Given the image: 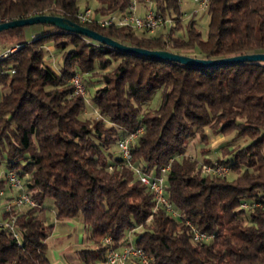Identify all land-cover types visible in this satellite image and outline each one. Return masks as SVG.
I'll return each mask as SVG.
<instances>
[{
  "label": "trees",
  "instance_id": "obj_1",
  "mask_svg": "<svg viewBox=\"0 0 264 264\" xmlns=\"http://www.w3.org/2000/svg\"><path fill=\"white\" fill-rule=\"evenodd\" d=\"M79 1L0 0V20L61 16L127 46L203 59L264 53V0H210L205 38L194 16L178 34L180 0H152L157 13L173 22L158 34L81 23ZM95 1L98 19L121 14L134 0ZM45 25L47 31L29 39L27 26L0 32L4 49L22 44L0 61V163L18 174L39 205L3 214L5 221L16 217L19 239L0 226V264H53L47 198L57 220L83 216L91 243L76 251L77 264L104 262L107 236L117 249L133 242L152 264H264V62L186 66ZM50 52L61 57L58 68ZM76 74L89 101L74 93ZM159 90L161 101L153 108ZM140 127L144 133L131 144L134 165L152 175L170 165L165 193L178 215L157 206L125 165L118 143ZM207 128L251 143L222 146L224 157L204 151L201 160L191 158L189 142L198 136L209 142ZM215 163L234 177L202 175L203 164ZM192 226L210 239L196 242Z\"/></svg>",
  "mask_w": 264,
  "mask_h": 264
},
{
  "label": "built area",
  "instance_id": "obj_2",
  "mask_svg": "<svg viewBox=\"0 0 264 264\" xmlns=\"http://www.w3.org/2000/svg\"><path fill=\"white\" fill-rule=\"evenodd\" d=\"M199 4L203 9H207L210 0H193ZM181 3V0H180ZM146 9L144 13L139 12V4L134 0L129 8L118 15L107 16L102 19H96L95 12L91 7H86L84 10H80L78 13V19L81 23L92 22L97 20L101 26H130L139 32H154L162 26H165L169 21L164 20L160 14L157 13L156 5L152 0H145ZM3 22L0 20V23ZM173 24V22H172ZM22 47V44H16L6 49L0 48V61L8 58L13 52ZM14 72V70H9ZM71 83L74 85V93L84 95L85 86L82 82L80 74H76L71 78ZM95 113L98 114L97 111ZM144 132V127L138 128L136 131L128 132V134L122 138L119 143V150L125 165L134 170L137 179L143 185L147 186L156 200L157 206H164L173 215H178L173 209L172 204L166 197V173L170 168V165L162 168L160 175H152L144 171L142 168L134 165L133 155L131 151V144ZM207 170V174H213L218 176H226L230 173V168L222 164H213L204 166ZM6 181L10 188L18 190L17 196L10 200L6 206V212H12L14 208H21L25 206L38 207L37 202L24 190L22 181L17 173L8 172L5 176ZM6 196V190L0 189V199ZM246 204L243 206L245 207ZM16 217L13 216L9 221H0V226H7L19 239V234L15 227ZM194 231V240L196 242H202L210 239V236L204 232L199 231L192 226ZM103 243L107 249L106 259L101 264H125L131 259H136L139 264H152L150 257L140 247L136 246L133 242L129 246L117 249L113 245V240L110 236L104 238Z\"/></svg>",
  "mask_w": 264,
  "mask_h": 264
},
{
  "label": "rangeland",
  "instance_id": "obj_3",
  "mask_svg": "<svg viewBox=\"0 0 264 264\" xmlns=\"http://www.w3.org/2000/svg\"><path fill=\"white\" fill-rule=\"evenodd\" d=\"M136 1L138 2L139 5L141 6L143 5V7H147L145 6V0L143 1L136 0ZM87 2L89 3V6L94 11L99 7V4L95 0H80L79 3H80L81 10H84L86 8ZM181 8H182V11L184 12V16L182 18L183 26L179 30L178 34L184 35V33H186V26L189 23V21L192 19V17L194 16L202 32V35L205 38L208 32V25L210 21V17L207 13V10L203 9L199 4L195 3L193 0H181ZM97 18L102 19L101 16L99 17L97 16ZM172 26H173L172 22L169 21L166 25V29H162V30L157 29L153 33L158 34L161 31H163L164 33H167ZM49 28L50 27L45 24H35V25L27 26L25 28L26 38L27 39L31 38L33 34L41 35L45 31H47ZM1 42L2 40L0 39V43ZM15 43L14 45H16ZM50 55L52 56L53 64L58 68L61 57L59 55H56V52L54 53L50 52ZM95 89L96 88L94 87L90 89L91 94L95 92ZM3 93H5V91H2L0 89V98L3 95ZM161 94L162 92L161 90H159L154 95L151 101V107L153 108L158 107L161 101ZM82 96L86 97L88 101L90 100L89 99L90 95L88 94L86 87H85V94ZM91 112L89 111L87 113V116L92 114ZM95 115L97 116V113ZM206 133L210 134L211 140H209V142L206 143L201 139V136H198L195 139L191 140L187 147L188 156L194 159L197 158L201 160L204 155L203 152L207 151L205 153L209 157H212V158L224 157L222 152L219 151L222 148V146L233 148L238 145H247L251 143V140L249 138H246V137L237 138L235 133L224 135L221 133H217L214 129H210V128L206 129ZM210 150H211V153H210ZM207 165L209 164L202 165V175L204 176L208 175L207 174L208 172L204 167ZM6 172H8L7 166L5 165V163H0V178ZM228 175H230L231 178L234 177V174L229 173ZM44 206L46 208V217L48 219V223L54 224L53 232L51 236L48 238V244H49L48 255L53 264H67L66 260L62 257L65 254L66 250L72 248L74 251H78L81 249L88 248L90 246L91 242L88 238L89 231L87 230L84 224L83 216L81 214L77 215L76 217L72 219L57 220L55 213H54V209H53V201L50 198H47L44 201ZM246 207L247 205H245L244 208ZM2 212H3V209L0 207V213ZM136 238L137 236L135 235L134 239ZM118 249H122V248H118ZM128 263L129 264H139L136 259H131L128 261Z\"/></svg>",
  "mask_w": 264,
  "mask_h": 264
},
{
  "label": "water",
  "instance_id": "obj_4",
  "mask_svg": "<svg viewBox=\"0 0 264 264\" xmlns=\"http://www.w3.org/2000/svg\"><path fill=\"white\" fill-rule=\"evenodd\" d=\"M35 24H48L65 32L76 33L91 38L120 51L134 53L153 59L178 62L186 66H217L225 64L264 62V53H252L219 59H203L177 54L168 50H148L134 46H127L68 18L54 15H37L24 19L5 21L0 23V32L16 27L31 26Z\"/></svg>",
  "mask_w": 264,
  "mask_h": 264
},
{
  "label": "crops",
  "instance_id": "obj_5",
  "mask_svg": "<svg viewBox=\"0 0 264 264\" xmlns=\"http://www.w3.org/2000/svg\"><path fill=\"white\" fill-rule=\"evenodd\" d=\"M145 9H146V7H143V5L142 6L139 5V12L140 13H144ZM159 29H161V30L166 29V26H164V28L160 27ZM0 47L2 49H4L2 45H0ZM6 174H7V172L0 178V181L3 178H5ZM4 182H5L6 196L4 197V199H2L0 201V207L3 209V212L0 213V221H5V219L3 217V214L5 213V207H4L5 202L7 200H10V199L12 200L18 194V190L10 188L6 180ZM62 257L66 260L67 264H76L79 261L78 256L76 254V251H74L72 248L66 250L65 254ZM126 264H129V263L127 262Z\"/></svg>",
  "mask_w": 264,
  "mask_h": 264
}]
</instances>
